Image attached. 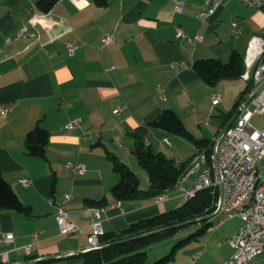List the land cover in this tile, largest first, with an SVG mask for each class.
<instances>
[{"label": "crops", "instance_id": "0c3cea01", "mask_svg": "<svg viewBox=\"0 0 264 264\" xmlns=\"http://www.w3.org/2000/svg\"><path fill=\"white\" fill-rule=\"evenodd\" d=\"M38 1L0 0V105L8 110L5 117L0 114L1 169L21 201L32 209L30 217L0 209V238L5 233L15 236L9 264L44 258L48 260L33 264H85L82 255L89 246L94 209L87 200L107 198L108 205L101 207L105 208L106 233L120 232L182 205V192L174 189L164 194L168 199L163 202L148 197L112 208L116 200L111 190L120 176L107 152L136 173L143 191L149 189L150 181L133 152L135 134L154 151L177 163L189 161L190 167L199 157L197 147L150 122L172 109L197 139L216 142L246 83L237 79L209 86L194 71V63L209 58L225 62L234 50L246 55L253 37L264 39V10L249 8L240 0H224L203 23L197 14L206 0H180L181 12L173 0H108L105 8L94 0H61L47 18L29 26L35 36L16 40L30 17L29 9ZM233 22L243 27L239 38L233 35ZM177 27L191 37L201 36L202 41L191 46L177 37ZM107 34L114 38L113 44L102 41ZM7 39L11 42L5 45ZM69 43L78 45L74 54L69 52ZM159 87L165 89V99L159 95ZM217 93L221 102L214 105ZM123 106V113L115 114ZM216 110L219 122L212 126L208 115H215ZM76 118H81L80 126L68 129ZM38 124L50 132L47 159L30 156L26 149V137ZM166 137L169 143L163 141ZM70 163L83 165L85 173H73ZM23 179L31 184L24 185ZM195 181L196 175H191L184 186L192 189ZM66 194L72 197L66 204L71 219L82 230L63 236L55 216ZM231 220L222 225L218 222L215 229ZM241 225L226 226L222 247L230 245ZM29 245L32 254L27 256L25 247ZM204 249L199 244L184 254L198 264ZM231 256L229 251L227 259Z\"/></svg>", "mask_w": 264, "mask_h": 264}, {"label": "trees", "instance_id": "16d2710c", "mask_svg": "<svg viewBox=\"0 0 264 264\" xmlns=\"http://www.w3.org/2000/svg\"><path fill=\"white\" fill-rule=\"evenodd\" d=\"M60 1L39 0L36 6L39 12L49 13ZM94 3L99 8L108 6V0H94ZM193 68L205 84L217 87L223 81L237 80L245 76V54L234 50L229 61L226 63L217 58L200 59L194 63ZM250 89L251 83H248L233 110L227 115V124ZM150 126L187 139L197 147L200 153L206 152L211 154L213 152L215 142L197 139L188 130L184 121L172 109H166L160 113L150 122ZM49 142L50 132L38 124L26 137L28 154L33 157L47 159L46 151ZM133 152L139 165L148 173L150 181L149 189L147 191L141 190L140 180L136 173L127 164L122 162L118 156L108 151L107 157L112 162L113 170L120 176L119 183L113 186L111 190V195L116 201L127 202L148 197L158 198L164 196L165 193L175 189L181 177L190 168L189 161L177 163L175 159L167 157L162 152H156L150 146H147L145 141L137 134H135ZM218 195V189H205L199 191L194 198L176 209L135 222L120 232H105L100 239L103 247L98 250L88 251L82 255L85 264H148L150 249L175 238L182 230L191 227L192 224L183 227L175 226L212 216ZM86 203L93 208H101L108 205V200L107 198L100 201L87 200ZM0 209L16 211L28 217L32 216L31 207L21 201L12 186L5 179L1 169V161ZM206 222H201V228L188 238L179 241L178 245L175 246L169 255L153 264H169L175 261L177 248L187 246L197 240L200 234L210 228V221L207 224ZM133 237L139 238L129 242L118 243Z\"/></svg>", "mask_w": 264, "mask_h": 264}, {"label": "built area", "instance_id": "2783aa9c", "mask_svg": "<svg viewBox=\"0 0 264 264\" xmlns=\"http://www.w3.org/2000/svg\"><path fill=\"white\" fill-rule=\"evenodd\" d=\"M176 10L181 12L183 3L180 0H173ZM244 5L254 9H264V0H240ZM224 0H206L204 7L197 14V18L201 22L208 21L214 16L217 10L222 6ZM30 17L27 23L20 29L16 40L35 36L31 34L29 26H36L40 20L47 18V13L38 11L36 5H32L29 9ZM233 35L239 38L242 34L243 27L238 22L232 24ZM177 37L187 40L191 46H195L202 41L201 36L191 37L184 32L180 27L176 29ZM102 41L105 44H113L114 38L107 34ZM11 40L7 39L5 45ZM78 45L69 43L68 49L71 54H74ZM1 50V48H0ZM246 54L253 55V67L250 68V76L245 79L251 83V89L248 94L240 102L238 109L241 113L239 120H235L231 128L219 139L214 145L213 152L208 154L204 152L202 157H198L193 162V169L189 176L196 175L195 185L192 189L186 188L184 183L189 176L183 180L182 186H176L175 189L182 192V204L191 200L199 191L205 189H218L219 195L215 204L213 214H217L222 208L228 205H235L236 200L242 194L249 192V181L252 175H260L258 167L264 160V127L258 128L252 123V120L257 115L264 116V39L255 36L254 44H249ZM158 93L162 99H165V89L158 88ZM221 95L214 94L213 104L219 105ZM254 107V109L251 108ZM126 109L125 106L115 110V114L121 115ZM8 110L0 105V114L7 115ZM210 120H208V123ZM81 118H76L71 121L67 128L74 130L80 126ZM169 143L168 138L163 140ZM115 142L121 146L119 137L115 138ZM149 146L148 143H146ZM68 167L75 174H83L86 168L79 164H68ZM261 178V197L259 201L252 204L251 209L243 211V213L231 214L229 220L240 217L242 225L238 232L229 240L234 249L233 255L225 264H248L254 260V253L262 251L264 247V187L262 186ZM24 185L31 184L29 179L21 181ZM72 199L71 195H65V203L57 206L56 221L59 227L60 234L67 236L81 231L74 221L71 219L70 211L66 204ZM167 196L158 202L167 200ZM53 202V201H52ZM121 201H116L111 207L121 206ZM222 225V224H220ZM91 228L92 232L88 237V248L86 251L98 250L103 246L100 242L101 237L105 234L103 227L102 213H91ZM37 238V233L34 234ZM15 243L13 233H5L0 238V257L3 264H9V248ZM27 256L32 254V245L25 247ZM197 255L194 261H197ZM12 264H20L13 262Z\"/></svg>", "mask_w": 264, "mask_h": 264}, {"label": "rangeland", "instance_id": "374dc122", "mask_svg": "<svg viewBox=\"0 0 264 264\" xmlns=\"http://www.w3.org/2000/svg\"><path fill=\"white\" fill-rule=\"evenodd\" d=\"M248 7V6H247ZM250 8V7H249ZM254 9V8H253ZM257 10V9H256ZM264 10V9H259ZM261 34L264 36V31L261 32ZM229 60L225 61L228 62ZM246 76L242 77L241 80H243L244 83H246V86L248 82L245 79H248L250 76V70L246 69L245 72ZM252 109H254L253 106H251ZM218 114V115H217ZM219 111L216 110V114H210L208 115V118H211L212 120V126H217L219 122ZM252 123L257 126L258 128L262 129L264 127V116L257 115L252 120ZM141 172L148 178V173L145 169L140 167ZM259 174L262 176V186L264 187V160L260 163L258 167ZM143 182V180H142ZM171 195V194H170ZM170 204H168L169 206ZM172 208V207H171ZM169 208V209H171ZM177 207L173 208L176 209ZM222 220V217L216 216L212 219L207 220L206 224L209 221H213V224H211L210 230L208 229L204 233L200 234L198 239L193 241L192 243L188 244L187 246L177 248L176 254H175V261L169 263V264H192V259L187 258L184 254V251L191 249L193 247L199 246L201 244L205 249L203 252L200 253V255L203 256V259L199 261L198 264H225L227 262V254L229 251H231V254L233 255V250H230V245L226 244L224 247H222L223 244H225V238L227 237V228L226 226H232V224H235L239 226L242 224V220L240 217H236L229 224L226 226H223L221 228L215 229V226L218 222ZM202 223L194 224L189 228H186L182 230L175 238H172L170 240H167L163 243H160L156 246H154L152 249L149 250L148 253V264H153L157 262L158 260L166 257L169 255L172 250L175 248V246L178 245V242L188 238L191 234L195 233L199 228H201ZM213 230V231H212ZM248 264H264V252L257 256L254 260L250 261Z\"/></svg>", "mask_w": 264, "mask_h": 264}, {"label": "bare ground", "instance_id": "6f19581e", "mask_svg": "<svg viewBox=\"0 0 264 264\" xmlns=\"http://www.w3.org/2000/svg\"><path fill=\"white\" fill-rule=\"evenodd\" d=\"M254 42H255V37H253L250 40L249 44H254ZM245 65H246V69H249V70L250 68L253 67V55L252 54L245 55ZM236 120H239V117ZM215 145H216V142H215ZM203 155H204V152L200 153L199 157H202ZM192 169H193V163L191 164L187 172L181 177L177 186H182L184 178L190 175V173L192 172ZM260 185H261L260 175H252V179H250L249 181V192L247 194H242L241 197H239L238 200H236L235 205H228L222 208L221 211H218L217 214L215 215V216H218V215L222 216V220L220 224H223L227 220H229L231 214L243 213V211H247L251 209L252 204L259 201L261 197V186ZM163 198H165V196H160L157 198V201ZM104 209L105 208H99V213H102ZM91 213H98V208L92 209ZM263 252H264V247L262 251L254 253V259L257 256L261 255Z\"/></svg>", "mask_w": 264, "mask_h": 264}, {"label": "water", "instance_id": "95a60500", "mask_svg": "<svg viewBox=\"0 0 264 264\" xmlns=\"http://www.w3.org/2000/svg\"><path fill=\"white\" fill-rule=\"evenodd\" d=\"M240 113H241L240 110H238V111L235 113V115L232 117V119L230 120V122L228 123V125H227V126L225 127V129L223 130V132H222L220 138H221V137H222V136H223V135L229 130V128L232 127V125L234 124L235 120L239 117ZM220 138H219V139H220ZM213 217H215V214H213L212 216H208V217H204V218L196 219V220H193V221L188 222V223H183V224L177 225V226H175V227H183V226H186V225H188V224H192V225H193V224L201 223V222H203V221H207V220H209V219H212ZM159 231H162V230H159ZM159 231H158V232H159ZM137 238H139V237L128 238V239H125V240H123V241H121V242H118V243L129 242V241L135 240V239H137ZM86 252H88V251H86ZM86 252H85V253H86ZM47 260H48V259L44 258V259H41V260H37V261L29 262L28 264H33V263H36V262H43V261H47Z\"/></svg>", "mask_w": 264, "mask_h": 264}]
</instances>
